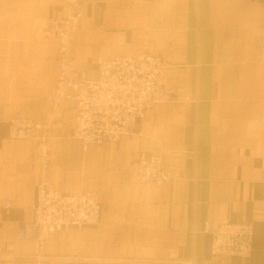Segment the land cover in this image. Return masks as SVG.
<instances>
[{
    "label": "crops",
    "instance_id": "0c3cea01",
    "mask_svg": "<svg viewBox=\"0 0 264 264\" xmlns=\"http://www.w3.org/2000/svg\"><path fill=\"white\" fill-rule=\"evenodd\" d=\"M63 1L0 0V264H48L25 258L38 244L18 234L37 200L40 170L32 159L40 145L35 137L9 138L15 114L56 118L48 170L54 188L100 195V222L55 233L46 255L99 259L66 264L171 256L180 264H264V0H92L71 34L75 57L158 54L168 64L163 85L187 99L157 104L134 134L87 149L66 136L68 102L51 105L59 50L42 22L60 16ZM142 151L163 154L185 175L139 185ZM224 219L253 224L250 257L212 254L206 223L214 229Z\"/></svg>",
    "mask_w": 264,
    "mask_h": 264
},
{
    "label": "built area",
    "instance_id": "2783aa9c",
    "mask_svg": "<svg viewBox=\"0 0 264 264\" xmlns=\"http://www.w3.org/2000/svg\"><path fill=\"white\" fill-rule=\"evenodd\" d=\"M91 1L64 0L62 14L48 18L44 27V33L56 39L59 50V75L52 91V104L56 107L62 100H68L73 112V127L68 136L81 140L86 149L89 145L114 143L132 135L145 123L147 111L157 103L187 99L180 90L162 85L168 64L156 54L143 52L133 56L99 57L86 63L75 57L71 34L79 28L85 7ZM50 124L20 114L12 115L8 120L10 139L35 137L40 145L32 159L40 170L37 200L28 209L32 217L22 222L18 232L24 242L35 241L38 244V253L25 258L50 264L98 261L44 254L53 233L67 230L72 225H96L102 214L97 191L65 194L52 186L47 172L52 157ZM136 165V178L140 185L170 184L177 176L185 175V171L180 170L176 176L163 156L158 154L142 152ZM1 206L8 211L11 201L5 200ZM205 231L212 233L214 256L224 259L252 255L254 228L251 222L224 219L214 229L206 223ZM149 264L180 262L171 256Z\"/></svg>",
    "mask_w": 264,
    "mask_h": 264
},
{
    "label": "rangeland",
    "instance_id": "374dc122",
    "mask_svg": "<svg viewBox=\"0 0 264 264\" xmlns=\"http://www.w3.org/2000/svg\"><path fill=\"white\" fill-rule=\"evenodd\" d=\"M48 19V18H47ZM47 19H44L43 20V22H42V30H43V32L45 31L44 30V27L46 26V21H47ZM45 35V34H44ZM47 36V35H46ZM52 37V36H51ZM141 53H143V52H141ZM146 53V52H145ZM148 53H151V52H148ZM153 54H155V53H153ZM156 55H158V54H156ZM158 56H160V55H158ZM59 75V74H58ZM57 83V82H56ZM56 85V84H55ZM162 85H163V81H162ZM164 86V85H163ZM55 87V86H54ZM165 87V86H164ZM54 89V88H53ZM172 89V88H171ZM174 90H177V89H174ZM51 97H52V94H51ZM62 101H67L68 102V100H62ZM61 101V102H62ZM172 101H175V99L174 100H172ZM61 102L56 106V107H54L53 106V104H52V101H51V105H52V107H53V109L55 110V109H57L58 107H59V105L61 104ZM171 102V101H170ZM68 104H69V102H68ZM157 104H161V103H157ZM157 104H155V105H157ZM155 105H153V107L155 106ZM69 107H70V104H69ZM152 107V108H153ZM1 108V107H0ZM150 110V109H149ZM148 110V111H149ZM72 111V110H71ZM147 111V112H148ZM147 114V113H146ZM23 116V115H22ZM72 119H73V112H72ZM52 121H54V122H52ZM73 121V120H72ZM47 123H51L50 124V127H51V125H53V124H55L56 123V118L54 117V116H52L51 118H50V120H49V122H47ZM73 123V122H72ZM61 126V125H60ZM72 127H73V124H72ZM72 127H71V129H72ZM70 129V130H71ZM70 130H68L67 131V133H66V136L68 137V138H72V137H69L68 136V133L70 132ZM138 130V129H137ZM136 131H134V133H135ZM133 133V134H134ZM49 136H50V145H51V150H50V152H51V155H52V137H51V135H50V128H49ZM72 139H76V138H72ZM79 140V139H78ZM79 141H81V140H79ZM82 142V141H81ZM82 145H83V147H84V143L82 142ZM90 146V145H89ZM89 146H87V148L89 147ZM97 146V145H96ZM101 146V145H100ZM85 148V147H84ZM86 149V148H85ZM142 152H144V151H142ZM142 152H139L138 153V155L140 154V153H142ZM148 153V152H147ZM152 154H157V153H152ZM138 155H137V157H138ZM158 155H162L163 156V154H158ZM163 158H164V156H163ZM165 160V159H164ZM51 161H52V157H51ZM136 161H137V158H136ZM50 164H51V162H50ZM50 164H49V166H48V169H47V172H48V175H49V167H50ZM170 168V167H169ZM173 170V169H172ZM176 174V176L177 175H179L180 174V171H179V173H177V172H175ZM136 175H137V165H136ZM50 177V176H49ZM137 177V176H136ZM179 177H183L182 175H180V176H177V178H179ZM176 178V179H177ZM175 179V180H176ZM174 180V181H175ZM136 181H137V178H136ZM173 181V182H174ZM173 182H171V183H173ZM138 183V182H137ZM170 183V184H171ZM139 184V183H138ZM169 184V183H168ZM140 185V184H139ZM145 185H149V184H145ZM166 185V184H165ZM143 186V185H142ZM86 191H96V190H86ZM80 192H83V191H80ZM80 192H74V193H80ZM98 192V191H97ZM64 193V192H63ZM65 194H73V193H65ZM99 194V193H98ZM99 197H100V195H99ZM101 203V202H100ZM102 206V205H101ZM102 215V214H101ZM101 219V218H100ZM84 226H91V225H84ZM72 227H83V226H78V225H72V226H70L69 228H72ZM68 228V229H69ZM63 230H65V229H63ZM63 230H58V231H56L55 233H57V232H59V231H63ZM55 233H53L52 235H54ZM50 239V238H49ZM46 250V249H45ZM38 253V252H37ZM36 253V254H37ZM44 254L46 255V253L44 252ZM35 255V254H34ZM46 256H48V255H46ZM159 260H162V259H159ZM46 263H48V262H46ZM67 263V262H66ZM66 263H61V264H66ZM48 264H50V263H48Z\"/></svg>",
    "mask_w": 264,
    "mask_h": 264
}]
</instances>
